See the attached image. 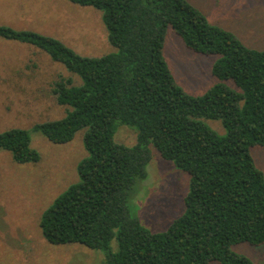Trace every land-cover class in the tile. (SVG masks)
<instances>
[{"label": "trees", "instance_id": "16d2710c", "mask_svg": "<svg viewBox=\"0 0 264 264\" xmlns=\"http://www.w3.org/2000/svg\"><path fill=\"white\" fill-rule=\"evenodd\" d=\"M67 1L99 11L112 52L81 56L54 37L0 26L1 39L46 53L73 75L52 84L66 114L31 129L59 145L84 131L78 182L41 213L42 237L100 251L103 264H254L232 247L264 245V174L250 154L264 148V49L209 23L188 0ZM169 29L190 51L217 57L216 82L200 96L179 86L163 57ZM202 120L220 121L225 135ZM119 125L135 131L132 146L114 140ZM152 149L189 176L183 213L157 233L129 209ZM0 150L15 164L40 160L29 130L0 133Z\"/></svg>", "mask_w": 264, "mask_h": 264}, {"label": "rangeland", "instance_id": "374dc122", "mask_svg": "<svg viewBox=\"0 0 264 264\" xmlns=\"http://www.w3.org/2000/svg\"><path fill=\"white\" fill-rule=\"evenodd\" d=\"M24 1L0 0V26L54 37L81 56L99 57L113 51L100 13L92 7L67 0ZM188 1L211 24L229 31L235 25L241 26L237 27L239 31L247 29L249 32L242 33V38L251 39L264 49V0ZM163 57L179 86L190 95L200 96L216 82L211 66L217 57L190 51L171 29L166 34ZM59 75L73 76L46 53L0 38V133L12 128L29 130L31 147L40 156L36 163L19 165L12 161L9 152L0 150V264L104 262L102 252L80 244L47 243L39 227L41 213L70 184L78 182L76 166L86 157L83 130L71 142L61 145L50 143L39 132L31 130L36 124L57 120L66 114L67 108L58 106L51 92ZM74 78L78 83L79 78L75 75ZM202 121L218 135H225L220 121ZM114 140L132 146L135 131L119 125ZM250 154L264 174V148L252 147ZM147 175L145 181L134 185L129 209L147 230L162 232L183 213L189 176L163 160L154 149ZM112 247L116 248V241ZM232 250L254 264H264V245L238 244Z\"/></svg>", "mask_w": 264, "mask_h": 264}, {"label": "crops", "instance_id": "0c3cea01", "mask_svg": "<svg viewBox=\"0 0 264 264\" xmlns=\"http://www.w3.org/2000/svg\"><path fill=\"white\" fill-rule=\"evenodd\" d=\"M26 1V0H25ZM24 1V2H25ZM30 2H32V1H30ZM245 24H246V21H245ZM245 24H243V25H245ZM242 25V26H243ZM237 27H241V26H238V25H235L234 26V30H231L232 32H234L238 37H239V39L246 45V46H248V47H251V48H255V49H261L262 50V48L261 47H259V44L258 43H256L255 41H253V40H248V39H243L242 38V36L241 35H243L244 34V32L246 31L247 33L249 32L247 29L245 30V31H239V30H237L238 28ZM243 33V34H242Z\"/></svg>", "mask_w": 264, "mask_h": 264}]
</instances>
